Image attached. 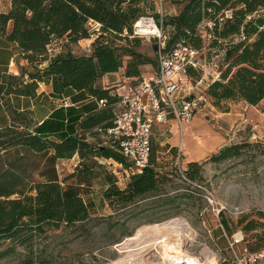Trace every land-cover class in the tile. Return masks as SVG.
Listing matches in <instances>:
<instances>
[{
    "label": "trees",
    "instance_id": "obj_1",
    "mask_svg": "<svg viewBox=\"0 0 264 264\" xmlns=\"http://www.w3.org/2000/svg\"><path fill=\"white\" fill-rule=\"evenodd\" d=\"M156 2L10 0L8 10L0 11V36L15 43L33 67L25 84L15 85L22 76L11 77L8 93L33 96L37 85L44 83L51 85L55 98L76 91L86 93L96 104L98 100L107 102L99 109L90 106L92 111L80 121L79 132L59 141L31 129L28 111H11L10 121L0 126V156L20 147L42 160L38 172L41 180L27 181L20 175L0 176V262L15 258L19 264L44 263L46 249L36 246L37 240L44 238L49 230L84 228L90 220H95L91 214L95 209L93 202H85L81 195L83 186L93 177V166L81 164V160L90 153L117 163L123 164L124 160L110 149L91 147L85 134L112 124L116 97L100 85L101 78L123 69L122 77L135 80L141 77L144 65L154 64L137 51L140 40L129 38L139 17L152 14L157 21L161 19L162 30L169 36V49L180 44L199 52L207 49L203 58L206 64L213 55H222L223 68L218 70L217 78H203L207 83L206 95L215 109L228 112L233 105L257 106L264 101V0H180L175 12L162 18L157 13ZM206 22L211 23V28L204 25ZM9 24L11 29L7 33ZM93 35L91 52L76 53L78 43ZM58 42L61 44L55 47ZM187 74L198 81L203 71L188 68ZM246 146V142L240 141L224 144L202 162L188 163L184 172L193 181L200 178L205 163L240 159ZM169 149L174 151L173 147ZM75 155L81 158L79 168L60 178L56 169L58 161ZM71 178L74 184L67 183ZM176 179L181 180L177 173L159 163L152 140L148 166L132 175L123 187L109 179L103 198L114 213L122 212L124 226L133 212H141L134 207L142 202L149 200L151 204L166 207L186 199L185 194L170 195L172 191L166 185L176 188ZM261 220L264 213L254 211L236 221V229L250 238L244 240L249 253L264 249V233L257 232ZM220 222L227 235L233 234L226 220ZM151 223L141 224L125 236L130 237L141 226ZM110 242L116 244L120 239Z\"/></svg>",
    "mask_w": 264,
    "mask_h": 264
},
{
    "label": "rangeland",
    "instance_id": "obj_2",
    "mask_svg": "<svg viewBox=\"0 0 264 264\" xmlns=\"http://www.w3.org/2000/svg\"><path fill=\"white\" fill-rule=\"evenodd\" d=\"M156 1L158 4L160 3L159 6L156 5L157 13L160 11L163 16L174 13L180 0ZM7 2L8 0H0V10L5 9ZM139 40L140 46L136 48L137 51L143 53L154 62L153 65L143 69L142 72L146 74L152 73V69H156L157 64L154 41ZM87 43V41H83L81 46L79 45L75 49L76 53H79V55L83 53V48L87 46ZM60 44L58 42L54 46L56 47ZM206 53L207 49L201 51L198 55L199 59L203 60V58H206ZM209 61L208 64L211 65L208 67L207 64L205 71L211 77L223 68L222 55H213ZM203 86H205L204 82L199 85L198 89H195V92H200ZM237 109H240V107ZM201 112L203 115L202 119H204V115H211V107L207 105ZM202 119H196L195 123L188 129L186 124L183 127L182 135L178 133L174 136V142L178 143L177 147H173L174 151L169 149L172 144L171 140H169L172 136L169 130V121L153 128L151 136L153 149L159 163L176 173L175 161H177L178 147L181 145L182 150L179 162L183 169H186L188 163L183 161V153L189 149L184 148L186 146L183 137L187 139L189 138L188 135L192 133L205 135L203 138L201 135L198 137L194 136V141H201L203 145L209 141V152L213 151L215 153L221 148L220 145L224 135L219 134L217 136L218 130L216 128L213 130L214 134L210 132L208 133L209 135L206 134L208 131L207 126L205 125L206 123L200 122ZM213 122L214 120L211 124ZM211 124L208 125L211 126ZM261 125V127L257 126L254 129L247 124L241 127L237 126L235 127L236 130H232L230 133L231 144L240 141L241 143L246 142L248 145L244 148L245 155L242 158L227 160L219 164L205 163L201 168L200 178L197 177L191 181L192 183L176 179V188H170L172 186L167 184L168 190L172 191L171 196L185 194L187 198L178 200L174 205L166 207L151 204L152 201L149 200L142 202L134 207L136 208L135 211L141 212H133V215L129 217V222L124 226H122L124 217L122 212L114 213L113 209L107 206L103 198V191L109 179L112 182L117 179H123L125 173L120 166L114 163L115 161L93 156L90 153L81 160V164L87 163L93 166V177L83 186L81 195L85 202H93L95 209L91 211V214L95 220H90L84 228L49 230L44 238L42 237L35 242V245L42 250L45 246V262L35 264H114L116 261H120L119 264H165L168 263L169 255L179 254L180 257H184L185 252H187L186 255L188 256L201 258L206 255L209 258L212 256L218 258L221 256L226 257L228 261L223 263L231 264L226 239L222 235L221 227L219 226L221 225L220 221L222 219L226 220L229 227L234 230L233 233H235L239 230L236 229V221L240 216L253 213L254 211H262L264 213V120L261 121ZM253 133L257 137L252 138ZM218 137L222 139L219 140L220 138ZM87 143L91 147L98 146L100 140L96 133L92 132L90 134ZM207 157L199 162H202ZM80 159L79 156L76 157L73 164L65 161L57 163L56 169L59 177L63 178L79 168L77 166L78 163L76 164L77 167L73 165ZM41 165L42 160L40 158L17 147L0 156V176L20 175L26 177L27 181L41 180V176L38 175ZM67 183L74 184V179H69ZM208 194H211L214 198L213 205H210L208 200H206ZM220 205L226 209L217 216L216 209ZM108 215H112V218L109 219ZM173 220L183 224L187 229L168 228L163 230L162 235L160 234L165 240L163 243L162 241L156 243V241H159L156 239L157 237L147 235L132 240L134 244L129 241L131 242L129 243L130 247L128 249L123 248L124 244L128 243L127 238L129 237L125 236L126 233L131 230L134 231L137 226L152 222L141 226L139 229L145 226L160 227L166 222ZM261 223L258 233H264V220H261ZM115 238H119L120 242L111 244L110 241ZM245 239H250L249 237L247 238V234ZM245 244L244 241L243 246ZM0 264L19 263L15 258H9L0 262Z\"/></svg>",
    "mask_w": 264,
    "mask_h": 264
},
{
    "label": "built area",
    "instance_id": "obj_3",
    "mask_svg": "<svg viewBox=\"0 0 264 264\" xmlns=\"http://www.w3.org/2000/svg\"><path fill=\"white\" fill-rule=\"evenodd\" d=\"M156 4L159 6L160 3L156 2ZM159 13L162 18V13L160 11ZM161 23V19L157 21L152 15H143L133 23L130 39L154 41L156 70L148 74L142 73L141 77L135 80L120 77L112 83H107L105 88L110 89V94L116 97V102L112 105V124L92 130L100 140L97 147L110 149L118 153L124 160L123 164L113 161L125 173L123 179L116 180L119 187H123L132 175L141 173L148 166L152 130L155 126L166 124L169 116H172L178 133L182 135L183 127L190 123L197 113L205 109L207 105L212 106L207 93H205L207 83L203 80L209 74L205 71L207 64L199 59L200 52L182 44L169 49L167 47L169 36L163 32ZM204 25L208 28L212 26L210 22H206ZM94 28L96 29L97 25ZM124 33L126 34L125 31ZM83 50L85 53H90L91 45H87ZM210 65L208 64V67ZM188 68L196 70L201 68L202 78L193 81L187 74ZM217 76L218 73L211 77L215 79ZM203 82L205 84L203 89L198 93L195 92V89H198ZM106 103V100L97 101L98 107L101 108L105 107ZM63 104L68 106L71 103L64 101ZM92 132L86 133V141ZM178 149L175 171L181 180L192 183L179 162L181 145ZM204 191L206 190L204 189ZM206 200L210 205H213L214 198L211 194L206 196ZM225 209L220 205L216 209V215L218 216ZM222 230L230 253L231 264H264V249L256 253H249L243 246L245 234L241 230L231 235H227L223 227ZM185 253L187 254V252ZM186 254L183 257L185 259L183 263L180 261L181 259L175 260L176 262L180 261L177 264H219L228 261L226 257L222 256L209 258L206 255L201 258Z\"/></svg>",
    "mask_w": 264,
    "mask_h": 264
},
{
    "label": "crops",
    "instance_id": "obj_4",
    "mask_svg": "<svg viewBox=\"0 0 264 264\" xmlns=\"http://www.w3.org/2000/svg\"><path fill=\"white\" fill-rule=\"evenodd\" d=\"M9 6L10 0H8L5 9H1L0 11H7ZM10 29L11 26L9 24L7 33L10 32ZM94 37L95 36L93 35L92 38L81 40L78 44L81 46L83 41H87L88 43L86 45H91ZM149 66L150 65H144L142 67V70ZM40 67L41 66H39V68ZM155 70L156 69L154 68L151 72H154ZM32 71V65L22 57V55L19 53L17 45L6 40L4 36H0V126H3L5 123H8L10 121L9 113L11 111L17 110L28 111L29 119L31 120V129L36 130L44 137L47 136V138L49 139L59 141L65 137H69L78 133V125L80 121L92 111L91 108L95 106L97 109H99L96 102L92 101L91 97H89L86 93L76 91H72L66 97L55 98L52 95L51 85L44 83H39L37 85L33 96H21L7 92V88L9 86L12 87L11 77L22 76V78H19L20 81L15 83V85H18L20 82L25 84L29 81L28 74L32 73ZM122 74L123 69L116 73H110L109 75L106 74L101 78L100 85L105 88L107 83L114 82L117 78L122 77ZM64 101H67L71 104L65 106L63 104ZM239 107L240 109H237ZM230 109L231 110H229L228 112H220L219 110L211 106V115H204L205 118L202 119V112L197 113L190 121V123L187 124V129L190 128L193 123H195L194 121L196 119L199 120V118H201L203 121L200 120V122L206 123L205 125L207 126L208 131L206 134H208L209 132L214 134L213 130L214 128H216L218 130V133L215 132L217 136H219V134L224 135L222 137L224 139L218 137L220 138L219 140L222 139V144L220 145V147H222L224 146V144H231V138H229V136L232 130H236L235 127H241L242 125L247 124L251 126L252 129H254L257 126H262L261 121L264 120V101H262L257 106H247L239 104L235 106L233 105ZM78 116L79 119L77 118ZM213 120L214 122L211 124ZM168 121L170 124L169 130L172 133V136L169 139L172 142L170 147H177L178 143L174 142V136L178 134L177 127L172 116H169ZM208 124H211V126H209ZM200 135L202 136V138L205 137V135L194 133L189 134V138L187 139L183 137L186 146L184 148H188L190 150H187V152L183 153V161H185L186 163L199 162L203 158L213 153V151H208L209 141L206 142L207 145H203L201 141H194V136L198 137ZM254 137L257 136L253 133L252 138ZM76 157L78 156L75 155L71 159L60 161H65L69 164H73L74 160H76ZM78 162L79 160H77L76 163ZM221 231L222 235L224 236L222 227Z\"/></svg>",
    "mask_w": 264,
    "mask_h": 264
},
{
    "label": "bare ground",
    "instance_id": "obj_5",
    "mask_svg": "<svg viewBox=\"0 0 264 264\" xmlns=\"http://www.w3.org/2000/svg\"><path fill=\"white\" fill-rule=\"evenodd\" d=\"M168 228H183V229L185 228V229H187L185 226H183V224H180L179 222L177 223L174 220L171 221V222H166L163 226H160V227H158V226H145V227L137 230L134 233V235H132L131 237L127 238V242L128 243L125 242L126 244H124L123 248L124 249H128L130 247L129 243H131V242H129V241L135 240L137 238L145 237L147 235H150L152 237H157L156 239H158L159 241H156V243H159L161 241L163 243V242H165V240H163V238L161 237V235H162L161 233H162L163 230L168 229ZM132 243H133V241H132ZM175 257H176V259H175ZM177 259H181L180 261H182V263L185 261V259L183 257H180L179 254L178 255H174V256L173 255H169V258L167 259L168 263H165V264H177V263H180V261H178V262L175 261ZM187 260H190V259L188 258ZM119 263H120V261H116L114 264H119Z\"/></svg>",
    "mask_w": 264,
    "mask_h": 264
}]
</instances>
